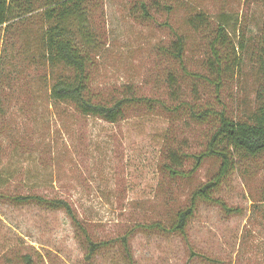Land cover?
<instances>
[{
	"label": "rangeland",
	"instance_id": "374dc122",
	"mask_svg": "<svg viewBox=\"0 0 264 264\" xmlns=\"http://www.w3.org/2000/svg\"><path fill=\"white\" fill-rule=\"evenodd\" d=\"M135 1L89 5L98 39L90 51V92L107 102L152 100L132 105L112 122L50 98V85L63 68L46 63L38 46L40 5L0 26V176L15 192L30 189L66 200L96 241L120 236L137 223L167 224L219 165L218 158L206 157L191 170L192 155L216 126L214 114L198 121L193 111L246 118L261 79L260 3L189 0L212 16L226 11L233 18L228 42L215 56L207 38L186 25L183 8L170 14L150 9L145 19L134 12ZM173 29L184 33L181 60L165 52ZM169 151L182 155L179 174L164 167ZM234 163L213 193L231 210L201 201L186 238L134 231L129 245L135 264H264V152L236 155ZM190 249L218 262L191 256ZM22 254L33 264H123L116 246L86 258L63 209L0 201V264H23Z\"/></svg>",
	"mask_w": 264,
	"mask_h": 264
},
{
	"label": "trees",
	"instance_id": "16d2710c",
	"mask_svg": "<svg viewBox=\"0 0 264 264\" xmlns=\"http://www.w3.org/2000/svg\"><path fill=\"white\" fill-rule=\"evenodd\" d=\"M264 8V0H252ZM42 8L38 14L42 21L37 43L44 61L51 66H61L63 72L57 75L49 88V96L54 101L71 103L82 114L115 121L123 117L125 110L135 104H149L152 100L141 97H122L111 102L97 99L89 90L90 51L96 48L98 39L90 26V0H0V26L31 13L36 5ZM137 16L151 17L153 11L163 10L170 14L173 9H184V21L194 32L203 34L212 53L217 56L219 47L225 45L228 36L227 27L233 18L230 13L220 11L210 15L205 9L189 0H136L132 5ZM170 27V26H169ZM173 38L164 47L168 55L181 60L185 37L184 33L172 30ZM258 53L260 81L256 89V106L246 118L227 115L223 110L216 113L208 109L193 111L198 120H208L214 114L216 126L205 147L192 155V169H196L206 157L219 159L217 172L207 181L195 188L188 203L179 208L174 217L164 224L162 221L137 223L122 235L107 240H93L79 222L69 203L59 197H47L26 190L18 192L8 186L6 179L0 178V201L11 204H36L44 208H60L70 217L75 227L76 236L84 246L86 258L97 252L116 246L123 264H135V258L129 245L130 236L136 230L176 233L186 238L187 225L201 201L218 202L226 211L231 208L213 196L221 181L234 169L236 155L253 156L264 152V28L261 31ZM166 171L172 175L181 172L182 155L176 151L167 154ZM3 180V181H2ZM8 180V177H7ZM191 256H198L207 261L218 259L199 254L190 249ZM23 264H33L29 254L20 255Z\"/></svg>",
	"mask_w": 264,
	"mask_h": 264
}]
</instances>
